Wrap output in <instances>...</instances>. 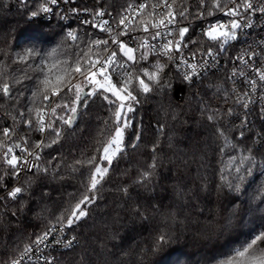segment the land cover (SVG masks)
<instances>
[{"label":"trees","instance_id":"1","mask_svg":"<svg viewBox=\"0 0 264 264\" xmlns=\"http://www.w3.org/2000/svg\"><path fill=\"white\" fill-rule=\"evenodd\" d=\"M134 1L65 0L50 18H42L40 0H0V263L14 259L56 223L77 239L72 248L56 253L57 264H217L264 231V102L247 103L226 68L189 83L169 60L141 51L130 61L122 52L126 63L112 71L113 83L119 88L130 76L128 90L136 101H121L77 75L72 83L88 92L95 87L96 94L85 97L87 107L78 108L71 125L57 117L73 114L57 107L50 115L52 127L40 130L45 105L74 99V91L65 88L56 96L49 92L45 100L40 69L60 62L68 67L77 60L87 68L106 47L93 44L95 34L82 22L85 12L118 15ZM220 3L222 8L229 0ZM173 7L182 22L221 9L213 7V0H173ZM71 29L75 39L68 35ZM200 39L208 41L202 34ZM29 49L31 55L22 60ZM157 63L163 70L150 80L145 72L156 73ZM55 75L52 69L51 87ZM140 80L149 92L142 91ZM121 103V125L127 118L128 127L121 151L109 164L103 147L112 138ZM19 134L35 151L36 165L13 198L14 168L5 150ZM244 156L254 163L241 166L245 179L237 192L228 184L237 183L235 167ZM97 166L107 172L90 191ZM247 167L251 175L243 172ZM85 195L91 200L81 205L87 215L69 226L72 209Z\"/></svg>","mask_w":264,"mask_h":264},{"label":"built area","instance_id":"2","mask_svg":"<svg viewBox=\"0 0 264 264\" xmlns=\"http://www.w3.org/2000/svg\"><path fill=\"white\" fill-rule=\"evenodd\" d=\"M40 1L43 3V8L46 7L50 9L47 12L42 10V18H50L56 7L65 6V0H56L55 4L51 3L50 0ZM237 2H239V0H237ZM251 2L254 8L264 5V0H251ZM140 4H146L147 7L141 10L139 9ZM153 5L157 6L153 7ZM168 5H171V7H168ZM233 6L234 5L229 2L212 16L203 17L197 21L182 22L177 18V14L173 7V0H167L166 3L164 0H137L128 4L122 13L118 15L108 13L103 9L85 12L82 22H88L85 24L93 30L95 41H108L107 45L101 44L106 47L107 51L96 60L100 62L97 64V68L113 51L117 53V61L123 62L122 60L124 59H121L119 55L121 51L119 45L112 43L113 37L122 41L128 48L134 49L135 51L133 53L147 51L157 58L166 60L169 59L162 54L161 46L168 40H172L173 42L180 40V51L176 52L173 47V58L169 61L173 63L176 70L183 78L186 73L191 76L190 80H186L187 82L193 83L201 79L207 73L226 68L229 78L234 83L241 86L242 91L240 94L245 98L247 103L264 102V81L259 79V73L257 72V69L264 72V13L259 11L245 12V10L241 8L240 12L245 17V19H241V24L243 25L250 21V26L238 29V39L229 41L223 46V50H221L219 41H213L204 34L209 26L218 23L227 24L233 19V17H229L225 14L227 8ZM101 12L103 15H98V13ZM169 12L172 13V17L167 15ZM122 16L128 17L125 21L127 28L125 25L119 23ZM235 18L240 19L239 16ZM170 19H173L172 23L168 22ZM161 20H163L164 23H160ZM105 21H107L105 28H110V32L102 31L100 27L94 26L101 25ZM153 25H157V27H153ZM145 26L148 28V31L144 30ZM183 26H188L189 32L181 39L179 36V29ZM157 31L161 33V36L153 39L152 37ZM70 32L75 36L77 34L73 29H71L69 33ZM125 32L127 34H123ZM201 34L208 40L207 43L201 41ZM142 43H146L147 46L141 47ZM210 48L213 52L212 56L207 55ZM181 57L187 64L197 65L194 74L192 69L188 68L187 65L182 62ZM92 71H96V69H92ZM112 71L113 67H109L108 71L105 73V75L111 77V80H113ZM97 75L104 78L99 73H97ZM253 80L256 81L255 87H253L251 83ZM51 110L52 105H48L47 108L41 111L40 117H43L44 130L47 129L49 124ZM1 131L2 127L0 125V132ZM1 138L2 133H0V139ZM9 148H11L12 151L8 153L7 159H10L13 155L17 157V164L13 173L14 184L10 189L13 191L15 188L19 187V184L26 174L34 170L36 158L35 151L31 150L22 136H19L16 143L11 142L7 146L5 153ZM50 227H55L56 231L53 232L44 243L39 245L35 243L30 244V251L25 253L24 249L14 259L4 264H12L14 260H19L20 264H47L49 260L51 264H57L56 253L72 248L76 245L77 239L64 224L56 223ZM54 241L59 242L57 243ZM69 241H71V245L66 246Z\"/></svg>","mask_w":264,"mask_h":264},{"label":"snow or ice","instance_id":"3","mask_svg":"<svg viewBox=\"0 0 264 264\" xmlns=\"http://www.w3.org/2000/svg\"><path fill=\"white\" fill-rule=\"evenodd\" d=\"M51 3L55 4L56 0H50ZM166 3L167 0H164ZM203 3L204 0H201ZM230 3H232L234 6L231 8H227L226 15L229 17H233L227 24L223 23H218L215 25L209 26V28L205 31V35L208 36L209 39L213 41H219L220 42V47L221 50H223V46L227 44L229 41H234L238 39V32L237 30L240 29L241 27H249L250 26V21L244 23L243 25L241 24V19H245V17L241 14L240 9L243 8L245 12H255L259 11L261 13H264V5H261L258 8L253 7V3L251 0H229ZM157 5H153V7H156ZM147 7L146 4H140L139 9H144ZM168 7H171V5H168ZM213 7L220 9L221 8V3L220 0H213ZM43 11L47 12L50 9L44 7L42 8ZM33 16H36L37 13L33 12ZM98 15H103V13H98ZM169 17H172V13L169 12L167 13ZM183 15V13H181ZM240 17V19H236L235 17ZM128 19L127 16H122L120 19L119 23L121 25H125V21ZM174 19V18H173ZM173 19H170L168 22L172 23ZM85 23H88L85 21ZM160 23H164L163 20L160 21ZM107 24V21H105L101 25H94L96 27H100L102 31H111L110 28H105V25ZM127 28V25H125ZM153 27H157V25H153ZM145 31H148V28L145 26L144 28ZM188 32V28H180L179 29V36L181 39L185 36V33ZM123 34H127L126 32ZM72 39H75V35L73 33H68ZM170 35V33H169ZM161 33L157 31L154 36L152 37L153 39H156L157 37H160ZM112 43L118 44L120 50L123 52V54L127 57V60L130 61H135V56L133 55V52L135 51L132 48H128L122 41H119L116 39V37L112 38ZM93 44L95 45H107L108 41L107 40H96L93 41ZM146 43H142L141 47H146ZM173 47L175 48L176 52L180 51L181 47V41L176 40L173 42L172 40H168L166 43H164L161 48H162V54L167 56L169 60H171L172 53H173ZM31 49L28 50V52L25 54V56L21 57V59H26L28 55H31ZM107 51V49H105ZM208 56H212L213 52L212 49L210 48L207 52ZM117 53L115 51L111 52L110 55H108L104 62L100 64V66L97 68V64L100 63L99 61L96 62H90L88 64V67L85 68L82 66L81 61L77 60L75 61L74 65H69L68 67H63L60 66L61 64L67 63V62H60V63H53L51 67L45 65L44 68H41L40 71L43 72L44 76L43 79L40 81L41 84V89L40 92L43 94V98L45 100L49 99V92L52 96L59 95L61 92L64 91L65 88H67L68 92H73L74 91V99L72 100L71 104L65 103L63 105L57 104L55 107L52 108V113L53 115H56V108L57 107H63L65 109H68L73 115L65 119L62 116H58L57 119L62 121L64 124H69L71 125L72 120L74 119L75 115L77 114L78 108L79 107H87V99L83 98V104H81L82 100V92H83V87L81 84H73L72 80L75 79L77 75L84 76L85 80L89 84L93 85H98L100 88H103L104 91L106 92H111L114 96H116L119 100H131V101H136V96L132 94L131 91L128 90V84L131 81V77L129 76L128 79H126L123 84L118 88L116 84H114L111 80V77L109 75H105V73L108 71L109 67H113V70L115 68H124L125 62H118L117 59ZM146 54H142L140 59H145ZM182 62H184L188 68L192 69L193 74L196 72L197 65L196 64H187L186 61H183V58L181 57ZM156 68V73L149 74L145 72V75L148 76L150 80H157L158 75L160 71L163 70V65L157 63L155 66ZM52 69L56 70V75H55V81L56 84L54 87H51L52 85V80L50 79L52 75ZM92 69H96V71H92ZM257 72L259 73V79L261 81H264V72L260 71L257 69ZM97 73H99L101 76L104 77V82L101 83L99 80L96 79ZM242 74V73H241ZM185 80H190L191 76L189 74L184 75ZM253 87H255L256 81H251ZM139 84L141 86V89L143 92H149L151 89L148 84L144 82V80H140ZM2 91L5 94H8L9 92V86L7 84H4L2 86ZM97 92V88L93 87L90 92L86 94V96H92L95 95ZM121 93H125V95H121ZM34 96L37 95V93H33ZM105 100H108L107 96H104ZM112 103V101H109ZM247 106V105H245ZM125 108V105L123 103L119 104L116 112H115V123L116 127L114 129V133L112 135V138L108 141L107 145L103 147V158L107 159L109 164L111 163V156L109 155L110 151H112V155H115L117 152L121 151L120 145L122 143V137H123V129L128 127V121L127 118H124L123 124L121 125V111ZM133 109L131 108L130 105L127 106V111H132ZM211 119V117H210ZM41 121V128L40 130L43 131V117H40ZM29 124H31V121H28ZM49 127L51 128V124H49ZM56 132V136L59 137L60 132L58 129H54ZM9 133L8 129L4 130V135L7 136ZM243 135V134H241ZM139 137H137L138 139ZM55 143V141H53ZM113 146H115V149L113 151ZM36 147H39V144H37ZM12 150L9 148L7 152L5 153L6 157V162L13 168L16 167L17 164V157L12 156L10 159H7L8 153H10ZM245 161H248L250 163H254V159L251 156H244L243 159L240 161V164L235 167V172H236V180L237 183L233 185L232 183L228 184L229 188L235 187V190L237 192L240 191L241 184L243 183L245 176L242 174V165L244 164ZM154 167V165H153ZM46 171V170H45ZM107 172V169L100 168L97 166L94 169V172L90 178V188L89 190H95L97 185L100 183V180L103 178L104 174ZM243 172H246L248 175H251L252 173V168L247 167L243 169ZM223 179V177H222ZM22 191L21 188L17 187L15 188L12 192L9 193L10 196L13 198L16 197L18 193ZM85 202H91L90 198L85 195L84 198L77 203V205L72 209L68 219H67V224L71 226L73 223H75L76 220L80 219L81 217H84L87 215L85 211L82 210L81 205L84 204ZM56 229L55 227H50L48 231L44 232L41 236L37 238L36 241H34L35 244L39 245L44 243V241L52 235L53 232H55ZM160 241L163 242L165 241V237L161 236ZM54 242H59V241H54ZM264 244V231L260 232L258 235H256L250 242L246 243L242 248L236 249L233 255L228 256L225 259L219 260L217 264H264V247H261L260 245ZM71 241L68 242L66 246H70ZM31 250V246H27L25 248V253ZM12 264H20L19 260H14L12 261ZM47 264H51V261L49 260Z\"/></svg>","mask_w":264,"mask_h":264},{"label":"rangeland","instance_id":"4","mask_svg":"<svg viewBox=\"0 0 264 264\" xmlns=\"http://www.w3.org/2000/svg\"><path fill=\"white\" fill-rule=\"evenodd\" d=\"M121 53H122V51H120L119 52V55H120V58H121ZM123 62H125L126 61V59H124V60H122ZM103 79L104 80V78H102V77H100V76H96V79ZM112 82H113V80H112ZM45 108H47V105H45L44 106V108L42 109V111L45 109ZM51 113H52V110H51ZM40 114H41V112H40ZM40 114H39V116H40ZM49 121H50V119H49ZM48 126H49V124H48ZM48 126H47V128H48ZM19 136H22L24 139H25V141L27 142V139L23 136V135H21V134H19ZM0 140H2V138L0 139ZM29 145V144H28ZM30 147V146H29ZM31 148V147H30ZM114 149H115V146H113V151H114ZM31 150H33L32 148H31ZM34 151V150H33ZM109 155L112 157L113 155H112V151H110V153H109Z\"/></svg>","mask_w":264,"mask_h":264},{"label":"water","instance_id":"5","mask_svg":"<svg viewBox=\"0 0 264 264\" xmlns=\"http://www.w3.org/2000/svg\"><path fill=\"white\" fill-rule=\"evenodd\" d=\"M185 27L188 28V32H189V27L188 26H183L182 28H185ZM188 32L185 33V36L188 34ZM87 93H88V91L86 89H84L83 92H82V100H83V98L86 97ZM82 100H81V102H82ZM77 116H78V111H77V114L75 115L74 119L72 120L71 124L76 120Z\"/></svg>","mask_w":264,"mask_h":264}]
</instances>
